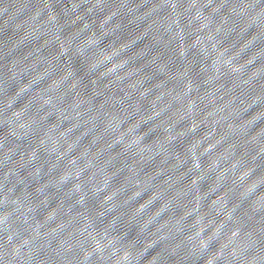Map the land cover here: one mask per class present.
Returning <instances> with one entry per match:
<instances>
[{"label": "water", "instance_id": "water-1", "mask_svg": "<svg viewBox=\"0 0 264 264\" xmlns=\"http://www.w3.org/2000/svg\"><path fill=\"white\" fill-rule=\"evenodd\" d=\"M0 264H264V0H0Z\"/></svg>", "mask_w": 264, "mask_h": 264}]
</instances>
